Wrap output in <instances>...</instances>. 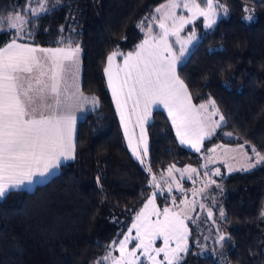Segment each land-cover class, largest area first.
Here are the masks:
<instances>
[{
    "label": "trees",
    "instance_id": "1",
    "mask_svg": "<svg viewBox=\"0 0 264 264\" xmlns=\"http://www.w3.org/2000/svg\"><path fill=\"white\" fill-rule=\"evenodd\" d=\"M163 0H0V20L20 15L23 31H0L42 47H81L80 89L99 105L76 120L74 159L50 177L0 199V264H97L149 191V172L125 146L106 87L103 66L114 47L132 48L138 25ZM227 12L200 29L177 74L195 102L215 101L224 121L205 140L243 143L264 156V0H219ZM48 10L32 15L29 9ZM244 5L254 18L242 19ZM147 18V17H146ZM223 132L231 133L228 137ZM148 169L197 162L176 139L164 111L154 108L146 124ZM219 254L190 247L179 264H264V162L226 175ZM222 253V254H223Z\"/></svg>",
    "mask_w": 264,
    "mask_h": 264
},
{
    "label": "snow or ice",
    "instance_id": "2",
    "mask_svg": "<svg viewBox=\"0 0 264 264\" xmlns=\"http://www.w3.org/2000/svg\"><path fill=\"white\" fill-rule=\"evenodd\" d=\"M201 2L206 4V8H201L196 0H167L165 5L155 10L160 14L159 19L152 17V20L158 23L160 29L158 35L151 34L152 26L149 24L146 38L137 46V50L124 56L123 68L113 71V61L119 54V49L107 58L108 66L104 71L108 77V86L116 100L126 136L128 122L124 109L127 99L135 97L134 107L142 106L138 123L141 127L140 139L144 144V155H147V142L143 124L147 121L153 106L163 105L168 109L181 144H188L197 152L200 151L201 142L211 137L225 119L213 100L198 106L192 103L187 86L177 74V61L180 57L173 52V46L168 41L170 35L176 36V42L181 44L180 53L183 56L184 45L191 42V37L187 41L180 40L179 33L184 26L198 17H203L204 26L212 27L215 23L216 9L223 6L214 4V0ZM181 7L191 15L178 16L176 9ZM47 10L41 5V13ZM28 11L34 16L39 15L35 9ZM223 11L226 13L227 9L224 8ZM251 18L250 15L245 17L249 20ZM25 23L27 21L20 15L10 16L7 20H0V31H5L6 25L7 28L16 29L17 35H20ZM138 27L143 31L144 22L142 21ZM79 53L78 46L66 49H39L19 44L16 39L0 47V199L14 190H19L26 183H33V177L46 176L50 169L59 166L61 159H74L72 134L75 117L72 112L79 108L82 102L89 100L75 83ZM68 77L73 80L72 85H69ZM121 97H125L123 102ZM91 103L98 106L99 100L91 97ZM215 116L219 119L213 120ZM129 147L137 159H141L140 152L133 147L130 136ZM252 152L256 163L264 162V156L255 148ZM252 167H255V164L249 163L239 170L247 171ZM185 171L196 172V169ZM171 172L170 168L169 175ZM152 183L154 187L159 186L156 184L155 176ZM168 191H172L171 187ZM173 203L175 204V198ZM200 207L203 208L204 205ZM183 212L184 209L173 211L165 207L161 213L155 206L154 198H150L132 224V229L136 230L135 237L131 236L132 229H129V234L122 240L113 241L108 246V251L97 264H137L140 260L137 250H142L141 255L151 261V264H162L156 259L161 253L167 264L178 262L179 253L188 251L189 232L185 220L190 217L182 215ZM212 215L209 210L208 217L211 218ZM261 215L264 216V212ZM151 216H155L156 220H150ZM220 216L224 217L222 210ZM157 237H163L164 247H153ZM226 239L228 237L221 233L217 242L222 243ZM132 240L138 243L129 250L128 244ZM172 241H175V248L169 247ZM116 246L119 256L112 254Z\"/></svg>",
    "mask_w": 264,
    "mask_h": 264
},
{
    "label": "rangeland",
    "instance_id": "3",
    "mask_svg": "<svg viewBox=\"0 0 264 264\" xmlns=\"http://www.w3.org/2000/svg\"><path fill=\"white\" fill-rule=\"evenodd\" d=\"M196 2L200 4L201 8H206V4L202 3L201 0H196ZM166 3L167 0H163L159 2L152 9V11L146 16L147 18L145 17L146 25L144 26V30L142 32L143 35L140 37V40L134 45V47L132 48H122L119 46L114 47L110 52H108V54L105 57V62L103 66L104 79H105L106 87L109 91L112 100L114 111L116 113L119 122V126L123 135L125 146L127 147L132 157L135 158L149 172L148 194L146 195L142 203L139 205V207L134 212H132L127 223L124 226L120 227L121 230L119 234L113 240H111L108 246L111 245L113 241L122 240L125 235L129 234V229H132V224L135 222L136 216L144 208V205L147 204L148 200L150 198H154L155 206L157 209L161 211V213L165 207H169L173 211L184 209L182 215H187L188 217H190V219L185 220V224L187 225L189 232L187 238L188 249L190 247H193L197 253L202 255L206 254V255L216 256V254H219V257L220 256L224 257L223 250L222 252L220 250V243H218L217 241H218V236L221 233H223L224 235L226 233L225 226L222 223L220 216L221 210L223 211L221 198L223 191L226 187V180H225L226 175L234 171H240L239 169L246 167L249 163L256 164V158L254 153L252 152V150H247L243 143L236 144L223 139H218L215 141L210 140L207 142H205L206 139H204L200 144V151L197 152L195 149L189 147L188 144H181L180 138L177 136L176 133V128L173 126L171 117L168 114V109L165 108L163 105L153 106L152 109L160 108L164 111V113L168 118V121L172 126L177 141L182 146L196 153L197 162L195 163L170 162L164 165L163 167H160L157 172L149 171L146 161V155H144L143 153L144 144L140 139L141 127L140 124L138 123V116L142 112V106L141 108L134 107L135 97H133L132 99H127L126 107L124 109L125 117L128 122V135L126 136L124 124L121 122L120 114L117 111L116 100L113 97L112 89L109 88L108 86V77L104 71L105 68L108 66V59H107L108 56L111 55L112 52L116 51L117 49H119V54L116 56L115 60L113 61V71H116L118 68H123L124 56L127 55V53L129 52H135L137 50V46L141 44L143 40L146 38V32L149 24H151L152 26V33H151L152 35H158L160 33L158 23L156 21H153L152 17L155 16L158 20L160 14L156 13L155 10L157 7H160L161 5H165ZM214 4H219L223 6L222 8L216 9V17H215V21H216L218 17L225 14V12L223 11L225 7L219 0H214ZM40 8L41 7L35 9V11L38 13L40 11ZM246 9L250 11H245ZM176 14L178 16L182 15L186 17L191 15V13H189L186 9L182 7L176 9ZM249 15L252 18L250 20L245 19V17ZM253 18H254V12L252 11L251 7L248 5H244V12L242 14V19L246 22H249ZM204 24H205L204 18L198 17L194 19L192 23L186 24L184 28L180 31L179 37L181 41H187L188 38L191 37V42L186 43L184 45L185 52L183 56H181L180 53L181 44L176 42L177 37L171 35L169 36L168 41L173 46V52L178 57H180V59L177 61V65L186 58L193 44L198 39L199 28L207 29L204 26ZM77 46L80 48V53H79V57H80L81 47L78 44L70 45V47L73 48ZM75 71L77 73L76 80L77 82H79L80 68L75 69ZM69 80L73 82L71 77H69ZM126 91L127 89H125V92ZM82 93L84 96L89 97L87 104L89 102L91 103V97H95L92 94H88L84 92ZM124 99L125 97H121L122 102L124 101ZM209 100L206 102H195L192 100V103L198 106L200 104H207ZM91 105H92L91 109H93L92 107L95 106H93V104ZM209 111H211V108H209ZM150 115L147 121L143 124L145 133H146V124L150 119ZM212 119L218 120L219 117L215 116ZM214 132L212 133V135L214 134ZM129 136L131 137L133 147H136L140 152V156L141 159L143 160V163H141V159H137V157L133 154L132 148L129 147ZM222 136L223 138L228 137V134L226 132H223ZM146 142H147V136H146ZM245 153H247V155H245ZM170 168L172 169L171 175H169ZM230 168L232 169V171H229ZM186 169H196V172L185 171ZM217 170H219V174H217ZM153 176L156 177V184L159 185L158 187L153 186L152 183ZM212 181H214L215 183H212ZM169 187H171L172 189L171 192L168 191ZM173 198H175V204L173 203ZM200 205H204V207L201 208ZM149 210H151V206H149ZM209 210L213 214L211 218L208 217ZM149 219L155 221L156 217L151 216L149 217ZM160 219L161 220L163 219L162 215ZM193 220L195 222H193ZM135 235H136V230L132 229L131 236L135 237ZM137 243L138 241L132 240L128 244V249L131 250L136 246ZM175 246H176L175 241L170 242L169 247L175 248ZM153 247L154 248L164 247L163 237L155 238ZM107 251H108V247L103 253L102 257L106 254ZM141 252L142 250H137V256L140 257V260L137 262V264H140L141 261L143 262V264H151V261L147 260L146 257L141 255ZM112 254L113 256L120 255L118 251V246L115 247ZM184 254L185 253L183 252L179 253L180 259L178 262H174V264H179ZM156 259L162 262V264H167V261L164 260L163 253H161Z\"/></svg>",
    "mask_w": 264,
    "mask_h": 264
},
{
    "label": "crops",
    "instance_id": "4",
    "mask_svg": "<svg viewBox=\"0 0 264 264\" xmlns=\"http://www.w3.org/2000/svg\"><path fill=\"white\" fill-rule=\"evenodd\" d=\"M13 39H11V40H9V41H7L6 43H4L3 45H1L0 47H4V46H6L8 43H10L11 41H12ZM17 41V43H19V44H25V45H29V46H31V47H34V48H39V49H54V48H68V47H70V45H59V46H50V47H42V46H38V45H35V44H32V43H28V42H24V41H20V40H16ZM37 55H43V54H41V53H37ZM81 55V54H80ZM80 58V57H79ZM79 67L78 68H80V60H79V65H78ZM46 67V70H47V67H48V65H46L45 66ZM79 80H80V74H79ZM68 83H69V85H72L73 84V82H71V80H69V77H68ZM72 83V84H71ZM76 84H78V86H79V88H80V83L79 82H77V80H76ZM81 90V89H80ZM82 91V90H81ZM83 104H81L80 105V107L79 108H75L74 110H73V112H72V115L75 117V123H76V120L79 118V117H81L86 111H88V110H90L91 109V104L92 103H88L87 104V102H82ZM92 108H94V107H92ZM74 132H75V124H74V129H73V134H72V141H74ZM63 161H65L64 159H61V161H60V163L61 162H63ZM57 168L58 167H56V168H53V169H50V171H49V174H47L46 176H44V177H39V176H36V177H33V183H31V184H25V185H23L21 188H25V189H29V188H31L35 183H40V182H43V181H45L48 177H50L54 172H56L57 171Z\"/></svg>",
    "mask_w": 264,
    "mask_h": 264
}]
</instances>
